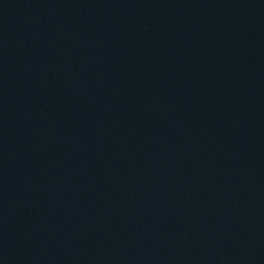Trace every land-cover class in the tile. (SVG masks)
<instances>
[{"label":"water","instance_id":"water-1","mask_svg":"<svg viewBox=\"0 0 264 264\" xmlns=\"http://www.w3.org/2000/svg\"><path fill=\"white\" fill-rule=\"evenodd\" d=\"M0 264H264V0H0Z\"/></svg>","mask_w":264,"mask_h":264}]
</instances>
